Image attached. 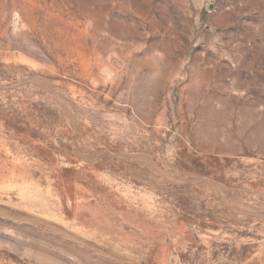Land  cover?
<instances>
[{"label":"rangeland","instance_id":"1","mask_svg":"<svg viewBox=\"0 0 264 264\" xmlns=\"http://www.w3.org/2000/svg\"><path fill=\"white\" fill-rule=\"evenodd\" d=\"M0 264H264V0H0Z\"/></svg>","mask_w":264,"mask_h":264}]
</instances>
